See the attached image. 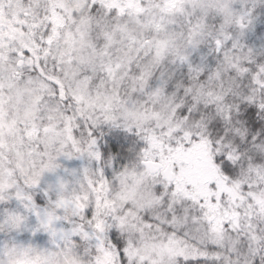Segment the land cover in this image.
<instances>
[{"label": "snow or ice", "instance_id": "1", "mask_svg": "<svg viewBox=\"0 0 264 264\" xmlns=\"http://www.w3.org/2000/svg\"><path fill=\"white\" fill-rule=\"evenodd\" d=\"M261 9L0 0V264H264Z\"/></svg>", "mask_w": 264, "mask_h": 264}, {"label": "rangeland", "instance_id": "2", "mask_svg": "<svg viewBox=\"0 0 264 264\" xmlns=\"http://www.w3.org/2000/svg\"><path fill=\"white\" fill-rule=\"evenodd\" d=\"M262 15L260 21L257 23L255 30L252 33H249L247 42L253 44L256 47H260L264 44V9L260 10ZM107 135L104 137V140L101 142L105 148H108L106 154H117V159L119 163H125V157H128L130 153L128 149L131 147L139 148V145L136 144V138L133 134L125 132L123 129H111L107 127L103 129ZM69 167H79L80 161H66L65 162ZM27 234L24 237L26 238ZM38 242L44 243L47 237L43 234L38 236Z\"/></svg>", "mask_w": 264, "mask_h": 264}, {"label": "trees", "instance_id": "3", "mask_svg": "<svg viewBox=\"0 0 264 264\" xmlns=\"http://www.w3.org/2000/svg\"><path fill=\"white\" fill-rule=\"evenodd\" d=\"M101 149H102L105 153H107L108 148H105V147L102 145V143H101Z\"/></svg>", "mask_w": 264, "mask_h": 264}]
</instances>
